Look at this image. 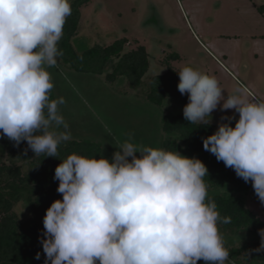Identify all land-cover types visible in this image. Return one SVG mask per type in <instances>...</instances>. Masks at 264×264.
Masks as SVG:
<instances>
[{
  "label": "clouds",
  "instance_id": "clouds-1",
  "mask_svg": "<svg viewBox=\"0 0 264 264\" xmlns=\"http://www.w3.org/2000/svg\"><path fill=\"white\" fill-rule=\"evenodd\" d=\"M71 13L70 0H0V137L16 146L27 141L35 156L58 158V146L71 139L59 111L66 101L50 99L47 70L63 55L58 42ZM177 72L190 124L209 126L214 110H234L203 147L250 182L264 204V101L240 86L225 97L215 76L192 66ZM60 160L54 179L62 199L43 218L44 264H231L218 227L231 217L208 198L201 159L129 140L111 159ZM259 235L257 252L264 251V228Z\"/></svg>",
  "mask_w": 264,
  "mask_h": 264
},
{
  "label": "rangeland",
  "instance_id": "rangeland-1",
  "mask_svg": "<svg viewBox=\"0 0 264 264\" xmlns=\"http://www.w3.org/2000/svg\"><path fill=\"white\" fill-rule=\"evenodd\" d=\"M81 13L74 40L79 52L127 38L130 48L145 46L153 56L151 74L163 73L168 56L177 53L181 60L172 61L175 70L192 66L215 76L225 97L240 86L255 95L250 99L264 101V0H91ZM47 70L55 98L66 101L59 111L69 126V140L96 142L102 147L101 156L109 159L129 140L142 147L162 148L163 115L183 113L184 106L175 100L162 108L154 106L144 98L143 90L124 81L110 84L104 76L77 73L61 62ZM233 111L214 110L212 123L219 125L221 117L232 116ZM1 159L7 160L6 156ZM19 163L28 170L27 163ZM226 190L208 189V198ZM243 199L264 221V204L253 187ZM16 210L22 221L32 216L26 204L19 203ZM218 227L228 251L244 249L246 254L249 244L261 243L259 232Z\"/></svg>",
  "mask_w": 264,
  "mask_h": 264
},
{
  "label": "trees",
  "instance_id": "trees-1",
  "mask_svg": "<svg viewBox=\"0 0 264 264\" xmlns=\"http://www.w3.org/2000/svg\"><path fill=\"white\" fill-rule=\"evenodd\" d=\"M90 1L73 0L70 3L72 13L67 17L63 37L58 42L63 55L57 58L56 66L61 62L77 73L104 76L110 84L124 81L133 89L143 90L144 98L158 108L164 107L169 100L185 106L189 102L188 95L179 92L180 78L171 65L172 61L181 60L179 54L168 56L163 73L151 74L153 56L149 50L142 45L130 48L127 38L117 39L107 46L95 45L84 52L76 49L74 40L81 25V10ZM146 79H149L147 85ZM50 99H56L54 89L50 91ZM217 127L213 123L209 126L190 124L183 113H165L162 117L165 134L162 148L201 159L208 168V176L204 177L208 189L227 188L223 194L209 197L216 202L222 217H231L230 223L219 225L229 230L259 232L264 228V221L247 208L243 199V194L251 191V183H246L232 168L226 167L203 147V139L212 135ZM26 148L28 151L25 153ZM101 153L102 147L96 142L68 140L58 146V158L43 154L35 156L27 141L16 146L7 137H0V264H44L45 256L40 243L44 232L43 218L51 203L62 199V194L57 192L59 181L54 179L55 168L61 163L60 159L71 154L99 159ZM1 156H6L7 160L3 161ZM20 161L28 164L27 171ZM19 203L26 204L30 209L32 216L29 219H20L16 210ZM259 247L260 243L249 244L246 254L244 249L232 248L229 260L239 259L242 264L264 263V251H255ZM38 252L41 253L39 260L35 258ZM198 264H204V261L200 260Z\"/></svg>",
  "mask_w": 264,
  "mask_h": 264
},
{
  "label": "crops",
  "instance_id": "crops-1",
  "mask_svg": "<svg viewBox=\"0 0 264 264\" xmlns=\"http://www.w3.org/2000/svg\"><path fill=\"white\" fill-rule=\"evenodd\" d=\"M249 93H250V96H253V97L255 96V95H253V93L251 91H249ZM260 95L263 97V94H260Z\"/></svg>",
  "mask_w": 264,
  "mask_h": 264
},
{
  "label": "built area",
  "instance_id": "built-area-1",
  "mask_svg": "<svg viewBox=\"0 0 264 264\" xmlns=\"http://www.w3.org/2000/svg\"><path fill=\"white\" fill-rule=\"evenodd\" d=\"M257 100V99H256ZM258 101V100H257ZM230 261V260H229ZM231 262V261H230ZM231 264H236L235 262H231Z\"/></svg>",
  "mask_w": 264,
  "mask_h": 264
}]
</instances>
